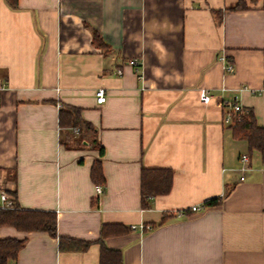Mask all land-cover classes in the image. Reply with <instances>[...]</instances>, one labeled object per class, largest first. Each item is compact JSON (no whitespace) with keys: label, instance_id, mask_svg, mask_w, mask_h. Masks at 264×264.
Wrapping results in <instances>:
<instances>
[{"label":"crops","instance_id":"0c3cea01","mask_svg":"<svg viewBox=\"0 0 264 264\" xmlns=\"http://www.w3.org/2000/svg\"><path fill=\"white\" fill-rule=\"evenodd\" d=\"M263 83L264 0H0V182L57 213L56 237L0 227L26 239L15 264H100L103 244L123 264H264V159L225 122L236 101L264 126V91L241 89ZM71 107L81 127H61ZM144 167L174 172L146 207Z\"/></svg>","mask_w":264,"mask_h":264},{"label":"trees","instance_id":"16d2710c","mask_svg":"<svg viewBox=\"0 0 264 264\" xmlns=\"http://www.w3.org/2000/svg\"><path fill=\"white\" fill-rule=\"evenodd\" d=\"M9 5L17 7L18 0H7ZM258 1V0H254ZM243 2H239L233 9L245 7ZM95 40L98 44L104 45L102 38L95 31ZM61 127H81L84 123L79 108H61L59 113ZM90 127L89 123H86ZM233 135L241 137L245 135L248 140L250 151H258L264 159V126L260 125L257 117L252 110L237 115L236 121L232 124ZM100 147L101 154H104V147ZM174 172L171 168H143L141 174V195L142 205L146 207L150 197L155 195L167 194L173 184ZM91 178L98 185L106 182L101 159H96L91 168ZM15 197V191H9ZM218 198H212L205 203L210 206L219 204ZM164 221V218H163ZM14 226L15 228L31 232H47L51 236H58L57 233V213L53 210H40L23 208L19 205L15 197L13 207H0V227ZM25 238H1L0 237V264L16 263L19 251L25 245ZM60 246L70 250L87 249L90 242L71 237L60 236ZM100 264H123L120 251L107 248L102 245Z\"/></svg>","mask_w":264,"mask_h":264},{"label":"built area","instance_id":"2783aa9c","mask_svg":"<svg viewBox=\"0 0 264 264\" xmlns=\"http://www.w3.org/2000/svg\"><path fill=\"white\" fill-rule=\"evenodd\" d=\"M222 59H224V57H222ZM131 64H137L136 60H131L130 61ZM225 69H227L228 71H233V66L229 63H227L225 65ZM241 89L243 90H250L252 93H261L264 91V83L263 86L259 89H255L252 87H248V86H243ZM96 95V99H97V103L98 104H102L105 103L107 101V94H106V90L103 87H100L96 90L95 92ZM212 99V95L209 93V89L202 87L200 89V100L203 104H208L211 102ZM224 103V101H223ZM225 104H227L230 107V112L226 115L225 117V122L229 123V124H234L237 118V115H239L240 113H244L245 109L244 107L236 102V101H226ZM249 161H250V156L248 154H243L241 156V166H240V170L243 172V175L241 176V179H244V173L250 169L249 166ZM97 191L99 193L103 192V188L101 187V185L97 186ZM15 204V197L14 195H11V193H9V191L7 190V188L5 187V185L0 182V207H13ZM204 205H192L191 206V210L192 211H199L201 208H203ZM185 211H179L178 214H183ZM131 228L133 229H137V228H144L143 224H140L139 226L136 224H132Z\"/></svg>","mask_w":264,"mask_h":264},{"label":"water","instance_id":"95a60500","mask_svg":"<svg viewBox=\"0 0 264 264\" xmlns=\"http://www.w3.org/2000/svg\"><path fill=\"white\" fill-rule=\"evenodd\" d=\"M12 264H15V263H12Z\"/></svg>","mask_w":264,"mask_h":264}]
</instances>
